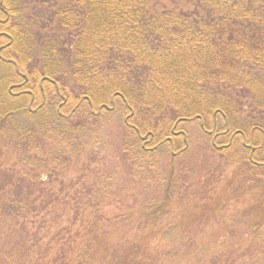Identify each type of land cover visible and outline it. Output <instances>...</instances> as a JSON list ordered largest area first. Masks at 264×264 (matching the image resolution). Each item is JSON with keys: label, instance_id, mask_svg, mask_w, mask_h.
Masks as SVG:
<instances>
[{"label": "trees", "instance_id": "trees-1", "mask_svg": "<svg viewBox=\"0 0 264 264\" xmlns=\"http://www.w3.org/2000/svg\"><path fill=\"white\" fill-rule=\"evenodd\" d=\"M28 1L0 0V133L13 137L31 167L44 162L34 152L44 154L51 138L55 158L64 157L52 165L68 164L72 140L82 147L79 131L86 129L72 116L112 112L116 99L128 131L121 151L132 160L147 151L142 144L158 148L182 136L176 128L190 120L214 145L227 138L217 145L223 155L236 137L240 150L251 144L257 151L264 142V0H195L190 10L159 14L155 0H54L51 30ZM110 189L62 195L0 168V216L26 246L19 258L31 250L36 264H83L101 251L102 264H149L137 247L80 241L96 236L83 224L81 205ZM6 246L2 252L13 259L16 242ZM194 264L249 263L216 252Z\"/></svg>", "mask_w": 264, "mask_h": 264}, {"label": "rangeland", "instance_id": "rangeland-1", "mask_svg": "<svg viewBox=\"0 0 264 264\" xmlns=\"http://www.w3.org/2000/svg\"><path fill=\"white\" fill-rule=\"evenodd\" d=\"M41 1L28 2L48 19L55 10L54 0ZM195 3L155 0L152 10L156 14L178 8L190 10ZM51 17L48 30L54 27ZM123 117V106L117 99L112 112L102 111L86 119L81 114L73 115L74 122H84L86 127L79 131L82 147L72 140L68 164L59 167L52 164L64 157L55 158L54 151L59 146L50 145L52 138L44 154L34 152L36 158L45 159L43 165L37 160L39 165L33 168L16 151L13 137L0 133V168L62 195L75 189L84 192V187H90L91 194L100 195L99 191L110 184L109 196L99 201L88 198L81 205L83 224L91 225L96 236L92 238L80 229V241H100L106 247H137L141 249L140 258L149 260V264H194L216 252L223 253L224 258L264 264V166L250 162L249 150L239 149L240 139L235 138L236 147L228 157L213 147L212 136L200 128L197 120L184 121L176 128L184 136L175 137L172 149L164 143L132 160L121 151L128 136ZM215 122L217 128L223 124L220 116ZM226 139L219 138L218 143L223 144ZM252 158L264 162V142ZM109 177H114V183L108 181ZM117 189L124 202L117 196L110 201V194ZM10 229L0 216V264H36L31 250L19 258L26 246L20 248L24 245L17 238L18 233ZM13 241L16 253L10 259L2 251ZM216 244L220 246L213 248ZM100 254L97 251L81 263L102 264Z\"/></svg>", "mask_w": 264, "mask_h": 264}, {"label": "flooded vegetation", "instance_id": "flooded-vegetation-1", "mask_svg": "<svg viewBox=\"0 0 264 264\" xmlns=\"http://www.w3.org/2000/svg\"><path fill=\"white\" fill-rule=\"evenodd\" d=\"M167 144H168L169 148H171V149L173 148V142H170V143L167 142ZM146 147H147V146H146ZM245 147H248V148H246V149H249V153H250V149H251L253 146H252L251 144H249V145L246 144ZM218 148H219V147H218ZM147 149H150V148H147ZM255 152H256V149L254 150V153H255ZM254 153H253V154H254ZM262 164H264V163H262Z\"/></svg>", "mask_w": 264, "mask_h": 264}, {"label": "water", "instance_id": "water-1", "mask_svg": "<svg viewBox=\"0 0 264 264\" xmlns=\"http://www.w3.org/2000/svg\"><path fill=\"white\" fill-rule=\"evenodd\" d=\"M105 108H106V107H105ZM174 134L176 135V134H178V133H174ZM146 137H147V136L145 135V136H143L142 139H145ZM166 140H167V141H170V138L168 137V138H166Z\"/></svg>", "mask_w": 264, "mask_h": 264}]
</instances>
